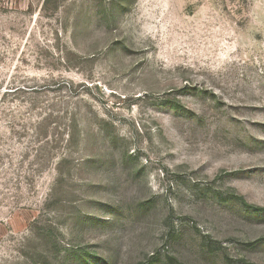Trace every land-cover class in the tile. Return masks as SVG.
Here are the masks:
<instances>
[{
    "label": "rangeland",
    "instance_id": "rangeland-1",
    "mask_svg": "<svg viewBox=\"0 0 264 264\" xmlns=\"http://www.w3.org/2000/svg\"><path fill=\"white\" fill-rule=\"evenodd\" d=\"M0 264H264V0H0Z\"/></svg>",
    "mask_w": 264,
    "mask_h": 264
}]
</instances>
